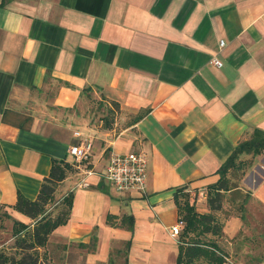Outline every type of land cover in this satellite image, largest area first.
I'll return each instance as SVG.
<instances>
[{"label":"crops","instance_id":"crops-1","mask_svg":"<svg viewBox=\"0 0 264 264\" xmlns=\"http://www.w3.org/2000/svg\"><path fill=\"white\" fill-rule=\"evenodd\" d=\"M91 98L134 121L83 128L49 113ZM257 129L264 0H0V210L31 226L19 197L36 201L56 160L75 170L59 185L68 221L39 248L47 264H177L180 205L210 213L220 169ZM71 146L88 149L81 163ZM133 151L149 158L146 194L100 176L112 152ZM254 166L248 215L222 219L225 264H264V151Z\"/></svg>","mask_w":264,"mask_h":264},{"label":"trees","instance_id":"trees-1","mask_svg":"<svg viewBox=\"0 0 264 264\" xmlns=\"http://www.w3.org/2000/svg\"><path fill=\"white\" fill-rule=\"evenodd\" d=\"M264 151V132L255 130L252 137L238 145L232 156L220 169L221 178L218 184L213 186L209 192L208 203L210 213H199L185 201L180 205L181 220L185 226L179 239V256L177 264H196L204 259L208 264L227 263L226 255L220 250L218 242L206 237L212 235L221 237L223 224L215 216V212L222 208V191L229 190L225 178L228 171L235 166V159L241 154L257 156ZM72 165L65 161H55L49 178L46 179L41 193L36 201H31L20 196L15 209L28 215L35 221L34 227L15 222L13 235L16 240L14 253L6 250L0 251V264H47L40 253L39 248L46 246L51 233L61 225L67 223L72 206L71 194L65 199L68 211L55 219L45 215L46 205L52 198L54 188L50 184L61 182L71 171ZM254 185L261 183L258 176ZM249 183V182H248Z\"/></svg>","mask_w":264,"mask_h":264},{"label":"rangeland","instance_id":"rangeland-1","mask_svg":"<svg viewBox=\"0 0 264 264\" xmlns=\"http://www.w3.org/2000/svg\"><path fill=\"white\" fill-rule=\"evenodd\" d=\"M49 113H52L59 118L62 123H67L71 116L77 117V125L82 126L83 128L87 125L91 128L96 127L101 129H112L116 128L115 126L117 123L119 124L117 128H120V126H125L126 124H130L134 121V118L132 117H123L118 105L114 102H108L104 99L97 100L91 98L85 104L76 107L73 110H51ZM235 163V166L232 167L225 176L229 190L222 191V208L221 210L215 212V216L220 223H222V219H229L234 216L242 215L246 217L248 215V201L251 199V196L248 193V189L244 186V182L248 177L249 172L255 167V156L246 153L241 154L235 159ZM72 168L73 169L71 171L67 172V176L75 173L74 167ZM59 185L60 182L50 184V186L54 188V192L51 200L46 205L45 215L52 219H55L68 211V205L65 203V199L68 198L70 192H66L61 189ZM257 210L260 214L264 215V211L260 208V206L257 207ZM34 224L35 221L30 226L31 229L34 227ZM245 225L247 226L244 230H242L239 237H241L244 232H247L248 219H246ZM13 227L14 220L11 219L4 210H0V251L6 250L8 253H14L16 240L13 237ZM246 236L247 235H245V237ZM206 238H213L218 242L220 237L208 235ZM11 239L12 241H10ZM224 243L228 244V242ZM218 245L221 252L230 258L231 256H229L225 249L220 246V244ZM243 257L244 258L242 259L246 258V256ZM259 258L260 256H255L253 262L251 263H257ZM233 261L236 264L239 263V261L235 258ZM196 264L208 263L206 260L201 259L197 261Z\"/></svg>","mask_w":264,"mask_h":264},{"label":"built area","instance_id":"built-area-1","mask_svg":"<svg viewBox=\"0 0 264 264\" xmlns=\"http://www.w3.org/2000/svg\"><path fill=\"white\" fill-rule=\"evenodd\" d=\"M225 42H220L221 50L224 48ZM213 62L217 66H222L219 59L214 58ZM79 134V133H77ZM69 153L81 163L86 158L88 149L82 146H71ZM148 169L149 158L143 151H133L129 153L112 152L109 158L107 168L100 176L111 184V186L120 193H129L132 191L146 194L148 185ZM95 172L87 171V175ZM185 222L180 220L177 224L170 228V235L178 239Z\"/></svg>","mask_w":264,"mask_h":264}]
</instances>
